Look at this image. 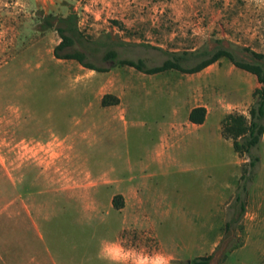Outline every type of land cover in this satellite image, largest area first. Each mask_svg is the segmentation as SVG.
I'll use <instances>...</instances> for the list:
<instances>
[{
  "label": "rangeland",
  "instance_id": "rangeland-1",
  "mask_svg": "<svg viewBox=\"0 0 264 264\" xmlns=\"http://www.w3.org/2000/svg\"><path fill=\"white\" fill-rule=\"evenodd\" d=\"M70 13L78 36L60 55L105 72L54 57L43 18ZM218 49L264 54V0H0V264H107L106 242L169 264H264V135L246 184L247 157L221 136L226 115L248 116L256 78L226 58L196 74L120 64L176 53L190 67ZM197 106L201 127L187 122ZM172 143L175 162L152 159Z\"/></svg>",
  "mask_w": 264,
  "mask_h": 264
},
{
  "label": "trees",
  "instance_id": "trees-1",
  "mask_svg": "<svg viewBox=\"0 0 264 264\" xmlns=\"http://www.w3.org/2000/svg\"><path fill=\"white\" fill-rule=\"evenodd\" d=\"M48 27H54L60 37V43L54 48L53 54L57 59L75 60L82 67L96 72H105V69L97 68L89 63L84 62V56L81 53H64L60 52L69 48L75 43L78 36L77 18L74 13H70L66 18H54L46 16L43 18ZM54 21V23H52ZM254 61L249 63L237 58L231 51L218 49L212 53H195L191 56L197 58L194 65L183 67L182 62L188 58L176 53L168 54L169 58L164 63L155 68H145L142 61L123 60L122 65L129 66L135 70L147 75L162 73L169 70H177L185 74H196L216 63L221 58H226L235 68L253 75L260 85L253 93L254 103L248 111V116L239 113H230L226 115L221 122V136L225 140L232 141V146L237 154L244 155L248 159V171L242 176L246 184L254 175L253 171L257 167L259 157L254 151L261 142L264 135V54H254ZM116 54L108 51L104 60H115ZM106 97L101 100L102 106L116 105L118 100L115 99L113 104L106 103ZM206 109L204 107L193 108L188 114V121L194 125H202L205 121ZM245 188V187H244ZM122 200L121 197H116ZM240 197H237V200ZM112 206L115 209H121L122 201L113 199ZM243 210V209H242ZM211 257H199L190 261V264H208Z\"/></svg>",
  "mask_w": 264,
  "mask_h": 264
},
{
  "label": "clouds",
  "instance_id": "clouds-1",
  "mask_svg": "<svg viewBox=\"0 0 264 264\" xmlns=\"http://www.w3.org/2000/svg\"><path fill=\"white\" fill-rule=\"evenodd\" d=\"M98 256L108 260L110 264H169V257L161 253L149 256L136 250H126L114 242L103 243Z\"/></svg>",
  "mask_w": 264,
  "mask_h": 264
},
{
  "label": "crops",
  "instance_id": "crops-1",
  "mask_svg": "<svg viewBox=\"0 0 264 264\" xmlns=\"http://www.w3.org/2000/svg\"><path fill=\"white\" fill-rule=\"evenodd\" d=\"M111 107H115L116 109H117V105H114V106H111ZM197 107H202V106H197ZM194 108H196V107H194ZM192 110V109H191ZM190 110V111H191ZM189 114V113H188ZM187 122L190 124V125H192V126H198V127H201V126H203V124L202 125H194V124H191L189 121H188V116H187ZM172 125V124H171ZM172 130V129H171ZM173 131H175V132H178V133H182L181 131H179V130H173ZM26 147V146H25ZM174 147V144L172 143L171 144V146H169V147H167V149L165 150V151H163L162 153H159V151H158V148H159V145H157L156 146V148H155V150H154V152H153V154H152V159L155 161V162H163V161H168V162H175V159L172 157V156H170V154H169V152H170V150L172 149ZM158 156V157H157ZM112 172H113V170H111V171H102L101 173H103L105 176H113V174H112ZM143 175L145 176V178H148L149 179V174H147V175H145V174H142L141 176L143 177ZM141 176H139L138 178H135V177H131V181L132 180H134V181H138V183H139V180L141 179ZM118 177H116L115 179H117ZM135 189H136V196L138 197V199L141 197L139 194H138V189H137V187H138V184H136L135 185ZM123 207V206H122ZM122 209V208H121ZM118 210H120V209H118ZM164 213V212H163ZM122 248H124V246L123 245H120ZM124 249H126V248H124ZM126 250H128V249H126ZM133 250V249H132ZM103 261H105L107 264H110V262L108 261V260H105V259H103Z\"/></svg>",
  "mask_w": 264,
  "mask_h": 264
}]
</instances>
